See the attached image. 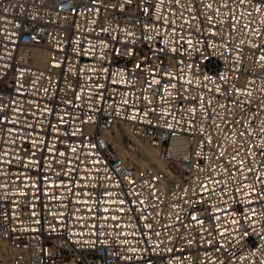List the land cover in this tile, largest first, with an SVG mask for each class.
<instances>
[{
	"label": "built area",
	"instance_id": "1",
	"mask_svg": "<svg viewBox=\"0 0 264 264\" xmlns=\"http://www.w3.org/2000/svg\"><path fill=\"white\" fill-rule=\"evenodd\" d=\"M0 264H264V0H0Z\"/></svg>",
	"mask_w": 264,
	"mask_h": 264
},
{
	"label": "bare ground",
	"instance_id": "2",
	"mask_svg": "<svg viewBox=\"0 0 264 264\" xmlns=\"http://www.w3.org/2000/svg\"><path fill=\"white\" fill-rule=\"evenodd\" d=\"M121 135H123V132L121 133ZM123 136H119V145H120V152L124 157H128L131 156L130 151L127 149V147L122 143L123 141ZM114 139V138H113ZM140 145L142 146V148L144 149L145 153L147 154V156L154 162H157L158 164H162L163 162L160 161L157 158V149L149 144H147L146 142L143 141H139ZM144 163H147L146 161H143Z\"/></svg>",
	"mask_w": 264,
	"mask_h": 264
}]
</instances>
